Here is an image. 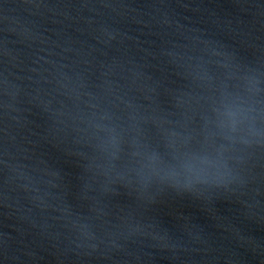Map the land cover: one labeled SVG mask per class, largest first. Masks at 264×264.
<instances>
[{
	"label": "water",
	"instance_id": "1",
	"mask_svg": "<svg viewBox=\"0 0 264 264\" xmlns=\"http://www.w3.org/2000/svg\"><path fill=\"white\" fill-rule=\"evenodd\" d=\"M0 264H264V0H0Z\"/></svg>",
	"mask_w": 264,
	"mask_h": 264
}]
</instances>
